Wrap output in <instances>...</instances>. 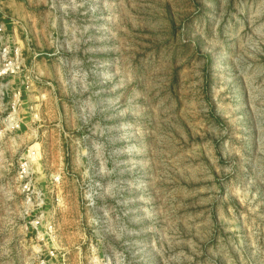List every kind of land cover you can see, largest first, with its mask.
<instances>
[{"label": "rangeland", "instance_id": "obj_1", "mask_svg": "<svg viewBox=\"0 0 264 264\" xmlns=\"http://www.w3.org/2000/svg\"><path fill=\"white\" fill-rule=\"evenodd\" d=\"M51 247L264 264V0H0V264Z\"/></svg>", "mask_w": 264, "mask_h": 264}, {"label": "built area", "instance_id": "obj_2", "mask_svg": "<svg viewBox=\"0 0 264 264\" xmlns=\"http://www.w3.org/2000/svg\"><path fill=\"white\" fill-rule=\"evenodd\" d=\"M30 162H31L30 156L27 155L23 157L21 162L18 163L19 167H18V172H17L18 178L20 179L21 190L23 193L27 195V198H29V200L31 198V194L33 193V184H32L33 174L31 170ZM40 204H43V202H41ZM42 217H43L42 213H40V215L36 214L29 221V225L36 231V234L34 235L35 239L37 241H41L43 239L41 234H39L38 229L44 228L46 230L45 234H46L47 241L54 242V239L52 236L54 234V231L52 229V226L51 224L45 223L46 221L43 222L44 220ZM44 252H45V257H47L48 259L54 258L57 261V264H68L65 254L63 252L60 253L59 251H57L55 247L48 248ZM38 255H41V254L39 253Z\"/></svg>", "mask_w": 264, "mask_h": 264}]
</instances>
